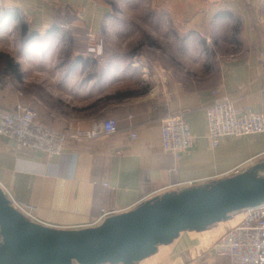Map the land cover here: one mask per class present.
I'll return each mask as SVG.
<instances>
[{"label":"crops","instance_id":"obj_1","mask_svg":"<svg viewBox=\"0 0 264 264\" xmlns=\"http://www.w3.org/2000/svg\"><path fill=\"white\" fill-rule=\"evenodd\" d=\"M61 1L53 5L50 0H2L7 10H19L29 29L41 35L53 25L56 5L77 10L94 2ZM207 2H214V7L222 5L241 26L239 48L222 58L213 83L179 85L157 99L94 102L82 109L60 103L61 99L47 93L41 82L27 87L25 77L0 85V108L13 111L18 104L29 105L41 123L59 131L90 129L105 118L118 123L116 134L70 143L61 155L52 158L39 151L19 150L15 140L0 137V185L17 201L35 208L38 224L62 230L94 228L102 224L99 219L105 208L129 212L155 197L213 184L253 169L256 176L264 178V134L226 137L215 148L207 138L206 117L216 89L228 95L238 111L264 114V0L194 1L201 8ZM78 13L83 22L93 24L99 19L95 8L88 21ZM194 16L197 21L204 20L200 13ZM176 114L184 116L195 139L193 148L178 159L162 146L163 121ZM133 134L137 137L132 138ZM191 181L197 184L174 188ZM169 187L173 188L167 190ZM243 219L224 232L211 228L183 232L165 255L156 254L134 264H231L229 258L216 256L212 249Z\"/></svg>","mask_w":264,"mask_h":264},{"label":"rangeland","instance_id":"obj_2","mask_svg":"<svg viewBox=\"0 0 264 264\" xmlns=\"http://www.w3.org/2000/svg\"><path fill=\"white\" fill-rule=\"evenodd\" d=\"M194 1L94 0L92 5H80L74 12L76 19L64 23L46 43L24 46L25 16L17 9L6 11L1 0L0 55L19 65L27 87L41 82L64 105L82 109L123 93H134L126 99H157L179 85L213 83L222 58L239 48L241 26L235 17L215 18L226 11L222 5L207 2L201 8ZM56 6L55 13L63 7ZM94 8L99 19L91 24ZM78 12L88 22L79 20ZM7 13L13 17L9 19ZM196 13L204 15V20L197 21ZM244 216V211L232 213L211 229L224 232Z\"/></svg>","mask_w":264,"mask_h":264},{"label":"water","instance_id":"obj_3","mask_svg":"<svg viewBox=\"0 0 264 264\" xmlns=\"http://www.w3.org/2000/svg\"><path fill=\"white\" fill-rule=\"evenodd\" d=\"M256 169L202 187L155 197L136 209L80 230L26 219L0 188V264H134L183 232H203L235 212L264 204Z\"/></svg>","mask_w":264,"mask_h":264},{"label":"built area","instance_id":"obj_4","mask_svg":"<svg viewBox=\"0 0 264 264\" xmlns=\"http://www.w3.org/2000/svg\"><path fill=\"white\" fill-rule=\"evenodd\" d=\"M12 87L11 84H8ZM212 102L206 108L207 138L212 147H218L226 137L242 138L264 134V114L246 109L238 111L234 101L219 89L212 92ZM119 131L118 123L112 118L96 122L90 129L69 127L59 131L39 121L38 113L29 105L18 104L15 110L0 108V137L16 141L17 149L39 151L48 158L61 155L70 143L91 142L108 137ZM137 135L133 134L132 138ZM194 136L182 114L167 117L163 121L162 146L166 153L177 159L194 146ZM196 181L175 185L193 187ZM10 205L29 221L39 223L32 205L17 201L10 191L0 185ZM173 187H169L167 190ZM241 223L230 229L213 247L218 257H227L231 264H264V204L244 210ZM120 214L115 209L105 208L99 219ZM162 247V246H160ZM160 247L156 254H161ZM168 247V246H163ZM155 254V255H156Z\"/></svg>","mask_w":264,"mask_h":264},{"label":"trees","instance_id":"obj_5","mask_svg":"<svg viewBox=\"0 0 264 264\" xmlns=\"http://www.w3.org/2000/svg\"><path fill=\"white\" fill-rule=\"evenodd\" d=\"M67 10V11H66ZM8 11V10H6ZM75 10H73L69 6H64L60 10L56 11L54 15V22L53 25L45 35H41L37 31H31L26 23H22L21 25V30H22V40H23V45L28 46L33 44L35 41H41L43 43H46L50 37L53 34H57L58 31L62 28L64 23L68 22H73L75 20L76 15H75ZM68 14V18H65V15ZM8 18L11 19L13 16L9 15L7 13ZM234 18V14L231 13L230 11H221L215 15V18ZM67 19V20H66ZM238 24H240L239 20L234 18ZM23 78V73L19 67V65L9 56L7 55H0V82L1 81H7L8 79L11 80H17L21 81ZM134 96V93H123V94H117L115 96L108 97L107 100H122L126 98H130Z\"/></svg>","mask_w":264,"mask_h":264}]
</instances>
